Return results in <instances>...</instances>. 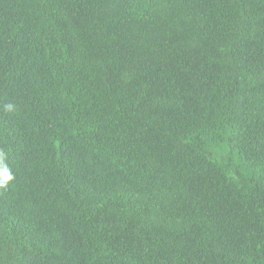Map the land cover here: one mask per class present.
<instances>
[{"label": "trees", "instance_id": "16d2710c", "mask_svg": "<svg viewBox=\"0 0 264 264\" xmlns=\"http://www.w3.org/2000/svg\"><path fill=\"white\" fill-rule=\"evenodd\" d=\"M5 169L0 264H264V0H0Z\"/></svg>", "mask_w": 264, "mask_h": 264}, {"label": "clouds", "instance_id": "9594fccd", "mask_svg": "<svg viewBox=\"0 0 264 264\" xmlns=\"http://www.w3.org/2000/svg\"><path fill=\"white\" fill-rule=\"evenodd\" d=\"M8 107L10 108L11 106H8ZM11 179H12V176L9 174V172L7 171V169H5L4 172H3V182L0 183V187H3L4 184H6Z\"/></svg>", "mask_w": 264, "mask_h": 264}]
</instances>
